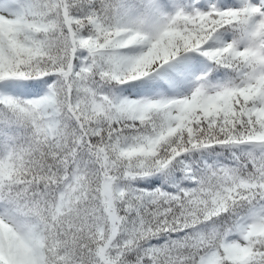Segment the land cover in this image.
Segmentation results:
<instances>
[{
  "label": "snow or ice",
  "instance_id": "1",
  "mask_svg": "<svg viewBox=\"0 0 264 264\" xmlns=\"http://www.w3.org/2000/svg\"><path fill=\"white\" fill-rule=\"evenodd\" d=\"M0 264H264V0H0Z\"/></svg>",
  "mask_w": 264,
  "mask_h": 264
}]
</instances>
